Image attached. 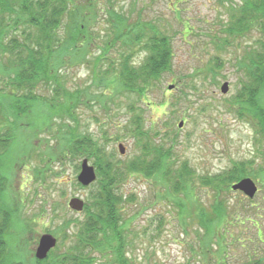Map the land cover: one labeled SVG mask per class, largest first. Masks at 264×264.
Masks as SVG:
<instances>
[{"label": "rangeland", "instance_id": "rangeland-1", "mask_svg": "<svg viewBox=\"0 0 264 264\" xmlns=\"http://www.w3.org/2000/svg\"><path fill=\"white\" fill-rule=\"evenodd\" d=\"M91 2L96 5L98 14L95 19L94 13L88 15L91 25L87 34L93 39L90 54L85 61L72 63L69 60L60 69V88L80 93L81 100L79 98L74 117L63 111L61 119L51 114L46 104L37 105L31 113L18 119L17 124L21 126H18L14 140L0 154L2 189L13 219L8 232L12 262L40 264L35 262V249L45 232L58 239L57 248L51 254L62 253L74 238L71 232L66 236L62 232L65 219H70L71 225L74 219H84V210H73L68 203L75 196L85 202L92 196L94 185L83 186L77 180L85 157L47 158L62 151L64 136L68 134L67 124L58 125L62 121L71 124L70 128L77 127L78 132H88L98 138L108 152L113 153L115 160L125 164L141 154L142 148L136 138L120 130L130 119L131 105H146L148 125L154 121L161 134L170 132L166 138L167 147L175 140L170 148L171 165L166 164L177 169L187 163L189 170L194 171V194L206 205L212 199V190L202 183V177L223 175L238 163H244L246 170L252 169L255 173L264 169V142L262 144V139L256 138L254 126L238 111L241 86L238 61L247 47L264 42L263 18L256 17L247 32L230 35L225 29L232 24V16L238 15L244 0ZM109 5L127 14L134 10L130 21L137 20L140 14L143 21L155 24L171 39L173 71L165 74L141 100L133 93H116L113 87L105 85L106 74L102 73L111 60L119 59L122 50L116 41L108 45V40H113L116 33V26L111 24L107 13ZM82 6L91 7L88 3ZM109 53L110 58L105 59ZM99 54L103 59L97 63L96 72L95 59ZM146 54V50L138 47L132 63L139 66ZM218 61L222 66L212 72L209 68ZM226 81L229 90L224 93L221 86ZM2 85L3 81H0V87ZM170 85L173 88H168ZM191 85L195 86L189 87ZM183 86H186L185 94L181 92ZM55 89L62 92L55 82L50 85L42 82L37 85L36 92L52 97ZM186 96L192 98L190 111L170 107L171 102L179 106ZM58 101L63 102L62 95ZM182 120L184 125L180 127ZM120 144L125 149L123 154ZM88 159L97 169L95 158ZM257 176H251L259 186L252 202L255 208L247 213L254 221L258 220L260 234L264 235V186ZM166 188L160 178H147L142 174L127 175L121 183L120 191L127 197L123 210L124 218L129 222L127 254L134 264H216L214 256L205 259L200 255L196 243L198 222L187 219V214L182 215L175 194H169ZM242 193L233 191L228 194V200L231 203L248 202V197ZM189 208L186 204L184 210L188 212ZM184 221L189 226L185 227ZM236 225L232 227L234 237H242L249 243L258 239L253 222L246 223L248 229ZM73 228L74 225L71 231ZM230 247L232 255L238 256V262H241L242 249H238L236 243ZM104 256L95 253V263L109 264Z\"/></svg>", "mask_w": 264, "mask_h": 264}, {"label": "trees", "instance_id": "trees-1", "mask_svg": "<svg viewBox=\"0 0 264 264\" xmlns=\"http://www.w3.org/2000/svg\"><path fill=\"white\" fill-rule=\"evenodd\" d=\"M91 1L0 0V81H3L0 87V154L14 140L18 126H21L17 124L18 119L31 113L35 106L46 104L50 107L51 114L54 113L61 119L63 111L74 117L79 98L81 100L80 93L60 88V69L69 60L72 63L83 62L90 54L93 39L88 36L87 30L91 25V13H94L93 19L98 14L96 5ZM85 3L91 7L82 6ZM133 11L127 14L112 5L107 8L110 22L116 26L115 38L108 40V45L116 41L121 44L122 50L119 59L108 61L107 69L102 74H106L104 79H107L105 85L108 88L113 87L116 93L128 91L141 100L150 88L163 80L165 74L173 71L174 52L169 36L161 32L155 24L143 21L140 14L137 20L130 21ZM237 13V16H232V24L225 29L230 35L250 30L258 16L263 18L264 26V0H244ZM138 47L146 50L147 54L143 62L136 66L131 59ZM106 57L104 58L109 59L110 53ZM102 59L100 54L95 59L96 72L97 63ZM221 66L218 61L209 69L215 72ZM238 70L241 72L239 114L252 123L256 138L262 139L263 144L264 42L244 50L238 61ZM52 81L62 92L55 89L52 97L36 92L39 83L50 85ZM181 90L185 94L186 86ZM61 95L62 103L58 101ZM191 103L192 98L186 96L179 106L171 102L170 107L187 112L191 109ZM61 108L63 109L60 110ZM130 108V119L120 131L136 138L142 151L125 164H121V160H115L113 153L108 152L105 144H101L92 134L78 132L77 127L70 128L71 124L68 122L62 121L58 124L60 127L67 124L68 134L64 136L62 151L52 153L47 158L94 157L99 177L91 184L94 185V190L85 203L84 219H74L72 225L75 229L72 231L70 219H65L63 223L64 236L68 232L74 236L71 245L58 255L51 254L55 252L56 245L46 258H36L35 262L96 264L95 253H101L109 264H134L127 254L129 222L123 215L127 197L120 191V185L127 175L142 174L147 178H160L167 185L169 194H175L182 215L187 214V219L198 222L196 243L200 255L205 259L214 256L216 264H264V235L260 234L262 230L258 220L254 221L247 213L255 208L252 204L253 198H248V202L238 200V203L228 200V194L233 192L231 185L242 177L254 178L258 175L264 186V169L255 173L252 169L246 170L244 163H238L223 175L220 173L202 177V183L212 190V199L206 205L194 194V171L189 170L187 163L177 169L168 166L169 163L171 165L170 148L172 149L175 141L169 147L166 146V138L170 132L161 134L155 128L154 121L148 125L146 105L133 104ZM3 192L0 178V264H19L20 262H12L10 256L12 251L8 232L13 219ZM186 204L190 206L188 212L184 210ZM249 222H253V226L257 228L258 239L249 243L242 237H234L232 227L238 223V227L243 225L248 229L246 223ZM184 225L189 226V223L184 221ZM232 243L242 249L241 262H238V256L234 257L231 253Z\"/></svg>", "mask_w": 264, "mask_h": 264}, {"label": "water", "instance_id": "water-1", "mask_svg": "<svg viewBox=\"0 0 264 264\" xmlns=\"http://www.w3.org/2000/svg\"><path fill=\"white\" fill-rule=\"evenodd\" d=\"M168 88H173V85H170ZM229 90V83L226 81L221 86V91L226 93ZM184 121L182 120L179 123V126L182 127ZM120 152L123 154L125 152L123 144L119 145ZM98 178V172L95 165L90 164V161L87 157L83 158L81 162V170L77 176V180L83 186H90ZM232 190L242 191L249 198H254L258 192L257 182L250 176H245L231 185ZM69 207L78 212L83 211L85 207L84 199L80 197H72L68 203ZM57 237L50 233L45 232L39 237L38 245L35 249V256L38 259H44L47 257L49 252L57 245Z\"/></svg>", "mask_w": 264, "mask_h": 264}, {"label": "flooded vegetation", "instance_id": "flooded-vegetation-1", "mask_svg": "<svg viewBox=\"0 0 264 264\" xmlns=\"http://www.w3.org/2000/svg\"><path fill=\"white\" fill-rule=\"evenodd\" d=\"M243 194V193H242Z\"/></svg>", "mask_w": 264, "mask_h": 264}]
</instances>
